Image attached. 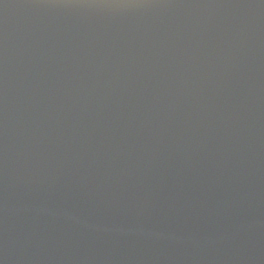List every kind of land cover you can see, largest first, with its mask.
Returning <instances> with one entry per match:
<instances>
[{"label":"water","instance_id":"95a60500","mask_svg":"<svg viewBox=\"0 0 264 264\" xmlns=\"http://www.w3.org/2000/svg\"><path fill=\"white\" fill-rule=\"evenodd\" d=\"M0 264H264V0H0Z\"/></svg>","mask_w":264,"mask_h":264}]
</instances>
